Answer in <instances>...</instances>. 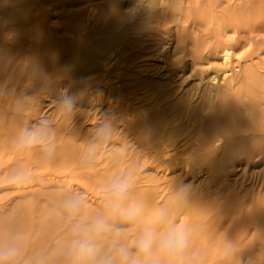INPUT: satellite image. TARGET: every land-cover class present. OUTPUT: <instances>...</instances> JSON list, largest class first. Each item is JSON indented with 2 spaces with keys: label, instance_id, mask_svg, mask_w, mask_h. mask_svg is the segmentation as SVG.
<instances>
[{
  "label": "bare ground",
  "instance_id": "1",
  "mask_svg": "<svg viewBox=\"0 0 264 264\" xmlns=\"http://www.w3.org/2000/svg\"><path fill=\"white\" fill-rule=\"evenodd\" d=\"M106 7L107 0H0V50L39 57L61 77L57 88L69 83L65 66L73 90L91 87L76 127L58 124L50 165L10 150L20 122L34 114L0 103V175L17 166L37 175L26 188L0 189V216L17 210L30 247L55 254L63 226L46 208L54 186L63 180L96 207L102 181L135 170L134 197L149 208L168 204L172 188L189 187L191 203L177 224L206 228L191 241L192 252L207 254L205 264H264V0H157L128 24L104 19ZM54 98L55 89L39 115L58 117ZM109 108L123 119L124 136L110 145L111 157L82 172L77 161L95 110ZM224 237L235 245L227 258Z\"/></svg>",
  "mask_w": 264,
  "mask_h": 264
},
{
  "label": "clouds",
  "instance_id": "2",
  "mask_svg": "<svg viewBox=\"0 0 264 264\" xmlns=\"http://www.w3.org/2000/svg\"><path fill=\"white\" fill-rule=\"evenodd\" d=\"M156 5L157 0H130L122 8L121 0H107L103 18L120 24L135 23L153 12ZM63 72L62 78L69 83L57 88L61 77L46 71L39 57L16 59L0 50V103L8 102L17 113L29 109L34 114L20 122L11 138L9 148L13 153H36L48 165L56 160L58 124L63 121L65 126L76 127L79 101L91 90L86 84L73 90L70 66H65ZM54 89L55 98L50 104L57 109L58 117L39 115L43 100L49 99ZM101 95L99 90L94 93L97 100ZM95 111L97 123L77 161L82 172L93 171L102 157H111L110 145L118 136H124L123 119L115 108ZM36 182L37 175L24 166L0 175V189H23ZM137 182L135 170L117 172L99 184V203L93 207L82 191L59 181L46 205L49 217L63 226L55 254L45 247H30L16 227L17 210L0 216V264H205L207 254L192 252L191 241L195 233L206 228L189 222L177 224L191 203L189 187L181 184L172 188L168 204L149 208L144 200L134 197ZM234 251V243L224 237L221 254L227 258Z\"/></svg>",
  "mask_w": 264,
  "mask_h": 264
},
{
  "label": "rangeland",
  "instance_id": "3",
  "mask_svg": "<svg viewBox=\"0 0 264 264\" xmlns=\"http://www.w3.org/2000/svg\"><path fill=\"white\" fill-rule=\"evenodd\" d=\"M53 110H55V113L58 115V113H57V109H55L54 107H52V108H51V112H52ZM72 182L75 183L76 185H80V184H82L83 180H77V179H76V180H72ZM88 183H89L90 186L94 184L93 181H88Z\"/></svg>",
  "mask_w": 264,
  "mask_h": 264
}]
</instances>
